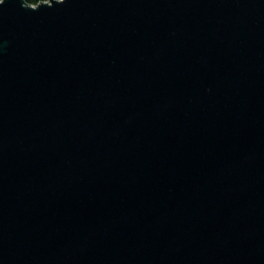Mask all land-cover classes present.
Returning a JSON list of instances; mask_svg holds the SVG:
<instances>
[{
    "label": "water",
    "instance_id": "water-1",
    "mask_svg": "<svg viewBox=\"0 0 264 264\" xmlns=\"http://www.w3.org/2000/svg\"><path fill=\"white\" fill-rule=\"evenodd\" d=\"M0 264H264V0H0Z\"/></svg>",
    "mask_w": 264,
    "mask_h": 264
},
{
    "label": "trees",
    "instance_id": "trees-1",
    "mask_svg": "<svg viewBox=\"0 0 264 264\" xmlns=\"http://www.w3.org/2000/svg\"><path fill=\"white\" fill-rule=\"evenodd\" d=\"M30 5H38L41 2L47 1V0H26Z\"/></svg>",
    "mask_w": 264,
    "mask_h": 264
}]
</instances>
